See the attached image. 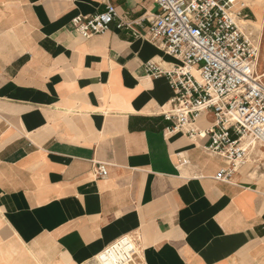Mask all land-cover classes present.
<instances>
[{
	"label": "crops",
	"instance_id": "0c3cea01",
	"mask_svg": "<svg viewBox=\"0 0 264 264\" xmlns=\"http://www.w3.org/2000/svg\"><path fill=\"white\" fill-rule=\"evenodd\" d=\"M107 6L105 33L70 25ZM156 12L152 0H0V264H95L125 237L132 264H264V148L216 181L227 162L208 139L173 132V91L142 69L177 64L147 37Z\"/></svg>",
	"mask_w": 264,
	"mask_h": 264
},
{
	"label": "built area",
	"instance_id": "2783aa9c",
	"mask_svg": "<svg viewBox=\"0 0 264 264\" xmlns=\"http://www.w3.org/2000/svg\"><path fill=\"white\" fill-rule=\"evenodd\" d=\"M152 1L157 12L148 19L147 37L177 64L166 70L148 62L143 73L168 81L174 96L162 117L173 132L207 138L204 149L227 162L215 180L227 181L245 163L248 148H264V78L256 70L259 48L238 25L243 6L234 10L238 0ZM115 19V7L107 6L101 14L74 17L70 25L87 39L108 31ZM123 26L120 21L117 28ZM205 112L213 122L199 130L195 123ZM92 173L106 177L105 165L93 163Z\"/></svg>",
	"mask_w": 264,
	"mask_h": 264
},
{
	"label": "rangeland",
	"instance_id": "374dc122",
	"mask_svg": "<svg viewBox=\"0 0 264 264\" xmlns=\"http://www.w3.org/2000/svg\"><path fill=\"white\" fill-rule=\"evenodd\" d=\"M238 2L239 4L237 3L238 5L235 6L234 10H239L240 9L239 5L242 4L243 8L241 10V16L244 15L247 16L244 20L257 22V16L255 14V11L259 15L263 14V21L261 27L255 28L252 25L244 27L246 28L245 32L251 36V39L255 42L256 46H258L259 48V58H258L259 61L257 62L258 66L256 70L258 75H262V73H264V0H246V1L241 0ZM255 6H256L255 10H253ZM240 19H242V17H240ZM95 264H101V263L98 261Z\"/></svg>",
	"mask_w": 264,
	"mask_h": 264
},
{
	"label": "bare ground",
	"instance_id": "6f19581e",
	"mask_svg": "<svg viewBox=\"0 0 264 264\" xmlns=\"http://www.w3.org/2000/svg\"><path fill=\"white\" fill-rule=\"evenodd\" d=\"M238 1H241V0H238ZM238 4H239V2H238ZM238 4H236V6ZM240 6H243V5L240 4ZM256 6L253 8V10H255ZM255 14L257 16V22H251L248 20L239 19L238 25L241 26L242 29L246 26H249V25H252L255 28L261 27V24L263 21V14L259 15V14H257L256 11H255ZM249 23H251V24H249ZM244 29H246V28H244ZM257 66H258V64H257ZM261 76L264 77V73H262ZM134 252H135V247H134L131 239L128 237H125V238L119 240L112 247L108 248L101 255H99L98 261L101 264H125L128 261L133 260L132 254Z\"/></svg>",
	"mask_w": 264,
	"mask_h": 264
}]
</instances>
